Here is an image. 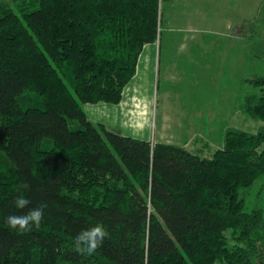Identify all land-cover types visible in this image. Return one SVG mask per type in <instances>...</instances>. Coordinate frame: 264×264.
<instances>
[{
	"label": "trees",
	"instance_id": "obj_1",
	"mask_svg": "<svg viewBox=\"0 0 264 264\" xmlns=\"http://www.w3.org/2000/svg\"><path fill=\"white\" fill-rule=\"evenodd\" d=\"M162 1H0V264H264L247 205L264 131L203 156L85 109L122 102ZM245 82L240 109L264 122V76Z\"/></svg>",
	"mask_w": 264,
	"mask_h": 264
},
{
	"label": "rangeland",
	"instance_id": "obj_2",
	"mask_svg": "<svg viewBox=\"0 0 264 264\" xmlns=\"http://www.w3.org/2000/svg\"><path fill=\"white\" fill-rule=\"evenodd\" d=\"M240 3L242 0L161 2L156 77L154 87L146 90L153 97L150 110L148 105H144L147 112L142 105L130 106L134 123L128 121L130 128L125 124V135L150 136L152 143L186 144L206 156L223 145L228 130L264 131L263 121L240 109L253 90L245 80L264 76V0L247 1L245 20ZM87 105V111L94 106ZM261 186L255 185L248 195L249 209H264Z\"/></svg>",
	"mask_w": 264,
	"mask_h": 264
},
{
	"label": "crops",
	"instance_id": "obj_3",
	"mask_svg": "<svg viewBox=\"0 0 264 264\" xmlns=\"http://www.w3.org/2000/svg\"><path fill=\"white\" fill-rule=\"evenodd\" d=\"M247 1L248 0H242V3L239 4L240 10L244 12L243 20L246 19V15H247L246 13ZM158 43L159 42L149 44L145 47L140 57L138 72L134 77V79L126 87L122 103L116 105V104L101 102L98 104H94L93 107L88 108V111L86 110L89 118L93 122L103 123L107 127L110 125L112 127H115L116 129L122 130L123 131L122 133L124 134L125 124H126V128L128 127L130 128L132 126L131 123H128V121H132V119L129 116L130 114H132V110H129L130 106L142 105L143 106L142 108H144L145 110V106L148 105L147 109L150 110V105L153 97H152V93L147 94L146 90L150 89L151 87L152 88L154 87V81L156 77L155 71L157 68ZM147 109L144 112H147ZM132 123L134 122L132 121ZM150 139H151L150 136H147L145 140H150Z\"/></svg>",
	"mask_w": 264,
	"mask_h": 264
}]
</instances>
